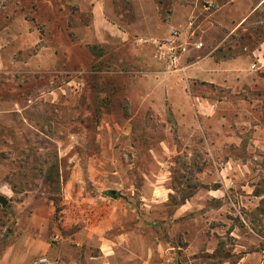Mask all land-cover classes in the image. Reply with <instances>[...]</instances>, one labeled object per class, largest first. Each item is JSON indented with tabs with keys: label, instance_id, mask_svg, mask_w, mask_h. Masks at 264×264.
<instances>
[{
	"label": "rangeland",
	"instance_id": "rangeland-1",
	"mask_svg": "<svg viewBox=\"0 0 264 264\" xmlns=\"http://www.w3.org/2000/svg\"><path fill=\"white\" fill-rule=\"evenodd\" d=\"M104 1L0 0V264H264V0Z\"/></svg>",
	"mask_w": 264,
	"mask_h": 264
},
{
	"label": "crops",
	"instance_id": "crops-1",
	"mask_svg": "<svg viewBox=\"0 0 264 264\" xmlns=\"http://www.w3.org/2000/svg\"><path fill=\"white\" fill-rule=\"evenodd\" d=\"M93 10V21L95 24H99L102 21V13L105 10V1L104 0H94L92 5ZM105 18V17H104Z\"/></svg>",
	"mask_w": 264,
	"mask_h": 264
},
{
	"label": "built area",
	"instance_id": "built-area-1",
	"mask_svg": "<svg viewBox=\"0 0 264 264\" xmlns=\"http://www.w3.org/2000/svg\"><path fill=\"white\" fill-rule=\"evenodd\" d=\"M36 264H53V263L49 260L47 256H41L38 258Z\"/></svg>",
	"mask_w": 264,
	"mask_h": 264
},
{
	"label": "water",
	"instance_id": "water-1",
	"mask_svg": "<svg viewBox=\"0 0 264 264\" xmlns=\"http://www.w3.org/2000/svg\"><path fill=\"white\" fill-rule=\"evenodd\" d=\"M112 193L114 194L115 191H113ZM0 203L5 207L9 204V199L6 196L0 194Z\"/></svg>",
	"mask_w": 264,
	"mask_h": 264
},
{
	"label": "trees",
	"instance_id": "trees-1",
	"mask_svg": "<svg viewBox=\"0 0 264 264\" xmlns=\"http://www.w3.org/2000/svg\"><path fill=\"white\" fill-rule=\"evenodd\" d=\"M94 49H95V47L93 48V51L92 52L96 54V51ZM220 49L222 50L223 48H220Z\"/></svg>",
	"mask_w": 264,
	"mask_h": 264
}]
</instances>
